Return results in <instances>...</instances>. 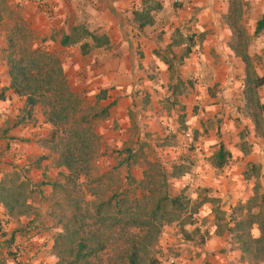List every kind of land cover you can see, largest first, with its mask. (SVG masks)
Segmentation results:
<instances>
[{
	"label": "rangeland",
	"instance_id": "1",
	"mask_svg": "<svg viewBox=\"0 0 264 264\" xmlns=\"http://www.w3.org/2000/svg\"><path fill=\"white\" fill-rule=\"evenodd\" d=\"M172 1L171 5L175 8L183 4V2ZM23 11L24 7L16 0H0V57L3 61L7 64L6 56L11 35L17 36L22 32L21 28H18V32L15 30L18 17L24 19L28 25V30L31 32L28 39L33 45L43 46L63 57L58 43L59 34L54 35L50 40L43 38L38 30L32 29L27 23ZM252 13L248 3L245 2L243 26L248 37V52L253 53L251 57L262 71L264 62L259 59L261 56L256 53L257 38L259 37V34H256V27L262 17H253ZM176 36L179 37V34ZM232 43L231 37L224 46L223 54L226 61L233 65L230 76L243 86L240 85L237 88L239 92L235 93L231 101L224 97V79L230 77L229 75L225 76L226 67L221 65L222 60L218 59L220 58L218 54L215 57L214 67L206 65L205 76L196 75L201 69L199 59L197 65L194 66L198 70H195L194 73L187 67L185 61L182 63L173 62V70L168 72L166 80L160 77L159 71H154L151 67H141L132 90L134 101L128 108L127 123L123 124V122L114 120L112 131L108 127H104L105 132L101 129L104 124L108 126L113 113L110 110L113 104L102 98L104 91L90 96L85 95L82 91L77 92L81 99L82 113L91 116L98 115L91 122L100 136L101 153L95 163L93 178H84L81 181L84 196L86 200L91 201V204L94 197L91 196L88 188L94 189L98 183L108 188L113 203L118 200L122 204H128L134 199H140L144 190L140 188L138 182L143 179L147 161L160 164L169 175L173 172L174 166L183 168V175L169 179V188L173 195L182 193L189 206L180 213L178 221L162 228L153 248L161 264H168L172 258L176 259L177 264H182L180 258L184 257V252L178 247H184L188 241H194V239L199 243L205 241V234L201 233V231L204 233L206 231L203 225L205 219L200 213L208 211L213 216L212 224L207 226V230L214 228L220 234L227 233L232 241L228 230L230 224H233L231 219L240 217L241 211L245 213L252 197L257 194L264 195V164L254 163L247 165L245 171L239 175L243 177V181L247 180V184L250 185V192L246 196L240 198L239 201H234L232 195H230V201H224L223 198L214 196V191L218 190L214 184L215 180H220L225 169L234 163L235 151L232 145L236 144L245 149L244 145L248 143L246 139L251 136V130L247 124V121H251V119L247 116L244 100L245 67L231 49ZM197 52L200 51H196V55ZM181 54L180 52L177 55L178 58ZM115 88L116 86H112L111 90ZM6 97L7 93L4 90L0 91V99L4 100ZM226 102H229L228 107L232 109L229 115L233 122L241 121L237 115L244 118L242 124L245 123V127L237 135L241 142L235 143L237 136H233V133L227 135L224 131V119L220 117V109L221 106H226ZM14 103L10 104L11 106L7 108L6 112H0V181L3 177L10 176L14 171H19L16 170L19 164L15 163L20 154L19 146L16 149H12L11 146L15 142L20 145L21 141L31 140L11 134V130L26 128L33 124L37 129L41 127V130H37L35 135L39 138L38 144L44 149V154L34 156L32 163L36 165L35 167L42 165L45 160H41V157L50 153L46 145L51 128L45 126L40 109L28 108L23 98ZM104 109H106L105 112H103ZM256 137L261 138L257 135ZM221 144L230 153V157L224 166L218 168L215 167L214 157ZM50 165L46 173H41L42 176L45 175L36 181L37 184L42 181L53 183L58 178L60 170L53 163ZM258 172L259 177H254ZM93 179H97L98 182H93ZM32 189L30 202L36 208V212L30 217L37 213L34 223L28 222L29 217L9 222L6 212L5 216L0 218V235L13 233L12 237L0 238V261L4 264H29L32 261H34L32 264H56L58 262L53 247L55 235L60 230L53 227L49 219L54 193L53 186L47 184ZM197 207L199 208L198 213L195 211ZM252 211L257 213L259 209L254 208ZM209 221L210 219H207V222ZM200 222H203L202 225H199ZM11 223L15 225L13 226L15 230L6 232L5 225ZM252 235L259 237L258 226L253 228ZM37 236L41 237L32 242L31 252L28 253L23 249L22 251L18 250L21 253L13 251L15 240L34 239ZM232 244L234 249L240 250L237 244L233 242ZM17 253H20L21 256L18 257ZM24 257L26 260H23ZM243 262L249 264L247 260H243Z\"/></svg>",
	"mask_w": 264,
	"mask_h": 264
},
{
	"label": "trees",
	"instance_id": "2",
	"mask_svg": "<svg viewBox=\"0 0 264 264\" xmlns=\"http://www.w3.org/2000/svg\"><path fill=\"white\" fill-rule=\"evenodd\" d=\"M162 8L160 1L143 0L141 8L133 11L139 30L154 25L155 14ZM244 8L245 0H230L224 19L233 34L231 49L245 67L247 116L255 127L256 135L264 139V104L259 96L264 76L257 73L248 52V37L243 26ZM18 28L22 32L17 36L11 35L6 56L10 89L25 99L28 108H39L45 123L51 126L46 145L50 153L41 160L52 159L60 171L53 183H34L22 170L3 177L0 181V204L9 222L35 213L36 208L30 202L32 188L51 184L54 193L49 219L53 227L60 230L55 235L53 247L58 258L56 264H161L153 248L162 228L178 221L180 213L189 206L182 193L173 195L169 188V179L183 175V168L174 166L169 175L160 164L147 161L143 179L138 182L144 190L140 199L128 204L118 200L113 203L108 188L98 183L94 189L87 187L94 197L93 203L86 200L81 181L93 178L95 163L101 153L100 136L91 122L98 115L82 113L81 99L69 83L62 56L43 46L33 45L28 39L31 35L28 25L20 17L16 19L17 32ZM263 29L264 16L257 22L256 34ZM199 39L195 35L186 38L180 34L175 36L168 49L174 59L166 61L169 71L173 70V62L182 63L189 58L191 47ZM186 41L188 45L178 58L171 48ZM60 45H79L82 54L87 55L95 48H111V41L105 34H97L84 25H78L61 37ZM229 157L230 153L221 144L214 157L215 167L224 166ZM254 177L258 178L259 172ZM94 181L98 182L97 179ZM254 208L259 211L253 213ZM195 211L198 213L199 208ZM231 222L233 224L229 223L228 230L232 242L239 246L242 260L249 264L264 263V195L252 197L245 213L241 211L240 217L231 219ZM255 226L260 231L259 237L252 235ZM0 264L4 263L0 261Z\"/></svg>",
	"mask_w": 264,
	"mask_h": 264
},
{
	"label": "crops",
	"instance_id": "3",
	"mask_svg": "<svg viewBox=\"0 0 264 264\" xmlns=\"http://www.w3.org/2000/svg\"><path fill=\"white\" fill-rule=\"evenodd\" d=\"M142 1L16 0L24 7L23 15L27 23L32 29L38 30L43 38L50 40L51 37L59 34L58 43L63 52L64 69L73 91L76 93L82 91L89 96L104 91V99L113 104L110 108L113 113L108 126L104 124L101 127L103 132H105L104 127H108L112 131L114 120L123 122V124L127 123L128 108L134 101L132 90L141 67H151L154 71H159L163 80L167 79L169 68L166 61H174L168 49L178 33L185 38L192 35H195L196 39L202 38L196 42L195 46L191 47L192 53L185 60L192 73L198 70L194 66L197 65L199 59L201 69L196 75L205 76L206 65L214 67L215 57L218 54L220 55L218 59L222 60L221 65L226 67L225 76L229 75L230 77L224 79L225 99L231 101L235 93L239 92L237 88L240 85L243 86L230 76L233 65L226 61L223 54L224 46L233 35L224 19L229 10L230 0H178L183 2L178 8L171 5L172 0H157L162 3L163 8L155 14V24L140 31L138 24L134 22L133 11L141 8ZM245 2L251 8L253 17L264 16V0H245ZM48 8L51 9L50 14L47 13ZM78 25H84L94 33L107 35L111 41V48H95L89 54L83 55L79 45L62 47L60 45L61 37L70 33L71 29ZM187 45L186 41L171 49L178 55L184 51ZM196 51L200 52H197L196 55ZM256 53L261 56L259 59L264 62V29L257 38ZM249 54L253 56L250 51ZM254 63L257 73L264 76V69L261 71L257 62L254 61ZM112 86H116V88L111 90ZM3 90L7 93V97L4 100L0 99V112H6L7 108L11 106L10 104L21 100L10 89L8 67L0 57V91ZM259 96L260 101L264 104V86L260 89ZM228 103H225L226 106H221L220 117L224 119L225 133L227 135L233 133L232 135L236 137L245 127V123L242 124L244 118L237 115L241 121L233 122L229 115L232 109L228 107ZM15 113L18 112L15 111ZM247 124L251 130V136L246 139L248 142L244 145L246 148L243 149L236 144L232 145L235 151L234 163L225 169L220 180L214 182L218 188L214 191V196L221 197L224 201H230V195L233 196L234 201H239L240 198L246 196L250 192V185L247 184V180L243 181V177L239 175L245 171L247 165L264 164V139L256 137L251 121H247ZM45 126L51 128L49 124L45 123ZM37 130H41V127L37 129L33 124L10 132L31 139L20 142L18 148L20 154L15 163L19 164L16 170L27 173L34 183L44 177L45 174L42 176L41 173H46L47 168L52 164V160H45L39 167H35L36 165L32 163L34 156L44 154V149L38 144L39 138L35 135ZM237 142H241L238 136L237 140L235 139V143ZM200 214L205 219V223H199V225L203 223L205 226V233L201 231L205 234V241L199 243L194 239V241H188L184 247H178L184 252V257L180 258L182 264H244L241 251L234 249L227 233L220 234L214 228L207 230V226L212 224L211 212L205 211ZM3 216H5V209L0 204V218ZM35 219V216L29 217L28 222L34 223ZM207 219L210 221L207 222ZM13 226H15L13 223L5 225L6 232L14 231ZM12 234L4 233L0 235V238L6 239L7 236L12 237ZM40 237L15 240L13 251L20 252L23 249L28 253L31 252L32 242ZM192 237L194 238V236ZM23 260H26L25 257ZM32 263L34 261L29 264Z\"/></svg>",
	"mask_w": 264,
	"mask_h": 264
},
{
	"label": "built area",
	"instance_id": "4",
	"mask_svg": "<svg viewBox=\"0 0 264 264\" xmlns=\"http://www.w3.org/2000/svg\"><path fill=\"white\" fill-rule=\"evenodd\" d=\"M175 1H178V0H175ZM47 13H48V14L51 13V9H50V8L47 9ZM18 146H19L18 143L15 142V143L11 146V148H12V149H16V148H18ZM17 256H18V257L21 256L20 253H17ZM168 264H177V261H176V259L172 258V259H170V261H169Z\"/></svg>",
	"mask_w": 264,
	"mask_h": 264
}]
</instances>
